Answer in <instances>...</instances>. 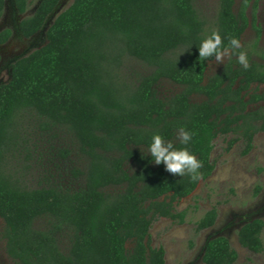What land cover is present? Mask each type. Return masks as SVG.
I'll use <instances>...</instances> for the list:
<instances>
[{"label":"trees","instance_id":"obj_1","mask_svg":"<svg viewBox=\"0 0 264 264\" xmlns=\"http://www.w3.org/2000/svg\"><path fill=\"white\" fill-rule=\"evenodd\" d=\"M13 1L23 15L33 0ZM60 1L40 0L20 21V35L36 36ZM259 1L218 0L211 21L193 0H73L46 29L43 46L11 64L9 80L0 84V220L14 264H165L164 249L151 246L150 228L158 218L184 221L174 205L212 175L214 140L232 134L228 148L242 141L246 156L264 133V63L253 57L261 38ZM3 9L0 0V17ZM248 26L253 50H237L247 54L248 69L231 56L206 78L215 57L199 58L200 41L216 31L222 46L231 37L241 42ZM10 37L9 29L0 32V45ZM129 61L149 72L127 74ZM164 80L181 90L161 98L157 87ZM194 96L202 100L192 102ZM181 127L193 133L187 145L180 143ZM31 132L70 138L58 157L66 160L73 151L82 159L84 170L71 171L81 185L26 184ZM154 134L194 154L200 178L151 162ZM217 215L216 208L207 211L195 231L212 227ZM39 219H48L49 227L35 228ZM263 229L261 219L245 223L239 244L262 253ZM62 232L69 234L66 252L59 247ZM237 258L221 236L206 242L202 262L235 264Z\"/></svg>","mask_w":264,"mask_h":264},{"label":"rangeland","instance_id":"obj_2","mask_svg":"<svg viewBox=\"0 0 264 264\" xmlns=\"http://www.w3.org/2000/svg\"><path fill=\"white\" fill-rule=\"evenodd\" d=\"M73 0H61L55 11L49 16L44 28L31 39H23L19 35L18 24L21 19L29 17L34 12L40 0H33L25 15H17L14 11L13 0H7L8 9L0 18V32L10 29V40L0 45V84L5 83L10 77V66L17 59L28 55L46 42L45 31L54 18L65 10ZM195 8L207 20H213L218 0H193ZM13 4V6H12ZM247 16L251 17V9ZM257 23L261 28V38L256 47L257 54L254 60L264 63L259 55H264V0H260L256 12ZM37 39V40H36ZM254 30L251 26L245 30L241 37V47L246 51L253 50ZM229 57H224L223 62L216 59L208 64L206 78L221 70ZM126 72L146 74L149 72L144 66L135 62L127 63ZM263 88H261L262 90ZM181 88L169 81H161L157 87L161 98L169 97L179 92ZM202 97H191L192 102H200ZM31 145L33 161L30 169L25 174L28 186L36 187L45 181L56 182L68 188L82 184L81 178L76 180L71 175L72 170H84V164L75 152L62 160L58 157V149L66 146L70 138L51 139V136L39 137L33 132ZM234 135H220L214 140L211 161L214 164L212 175L201 181L196 190L188 197L174 205L175 213H184V221H172L167 218L156 219L150 228L151 246L162 247L165 251V264H204L202 256L205 244L215 237H225L231 247L236 251L238 258L235 264H264V251L256 254L243 248L237 238V232L245 223L254 219L264 222V133H258L253 142V148L246 155H242L244 144L238 141L231 148L229 142ZM39 186V185H38ZM260 186V191L254 195L255 188ZM212 208L217 209L215 224L203 231L196 232V222ZM48 219H39L34 227L43 230L48 228ZM69 234L62 232L59 235V247L62 252L67 251ZM264 244V229L262 232ZM131 247V244H129ZM0 264H14L7 256L5 240L3 238V222L0 220Z\"/></svg>","mask_w":264,"mask_h":264},{"label":"clouds","instance_id":"obj_3","mask_svg":"<svg viewBox=\"0 0 264 264\" xmlns=\"http://www.w3.org/2000/svg\"><path fill=\"white\" fill-rule=\"evenodd\" d=\"M199 58L207 59L215 57L218 63L223 62L224 57L236 56L237 63L245 70L249 67L247 54L241 49V42L235 37L228 40L227 45L222 46V39L218 32L213 31L211 35L200 41L197 46ZM193 133L186 131L183 127L179 129L180 143L187 145L192 139ZM148 153L151 155L153 163L163 164L166 171L177 176L190 174L193 181L200 178L198 169L202 167L201 161L196 156L184 148H173L172 143H165L160 134H154L151 143L148 145Z\"/></svg>","mask_w":264,"mask_h":264},{"label":"flooded vegetation","instance_id":"obj_4","mask_svg":"<svg viewBox=\"0 0 264 264\" xmlns=\"http://www.w3.org/2000/svg\"><path fill=\"white\" fill-rule=\"evenodd\" d=\"M12 1V0H11ZM13 4H14V1H13ZM13 4H12V6H13ZM15 7V6H14ZM7 9H8V3H7V0H4V9H3V13L5 12V11H7ZM14 11H15V13L17 14V15H20V14H18V12H17V10L16 9H14ZM28 11V10H27ZM3 13H2V15H3ZM27 13V12H26ZM25 13V14H26ZM25 14H23V15H25ZM22 16V15H21ZM2 17V16H1ZM0 17V18H1ZM24 19V18H23ZM22 20V19H21ZM20 20V21H21ZM20 23V22H19ZM19 25V24H18ZM5 30V29H4ZM10 30V29H9ZM11 31V30H10ZM2 32V31H1ZM19 35H20V33H19ZM11 36H12V31H11ZM21 36V35H20ZM11 38V37H10ZM10 38L8 39V41L10 40ZM23 38V37H22ZM24 39V38H23ZM37 40V39H36ZM7 41V42H8ZM7 42H5L4 44H6ZM3 44V45H4ZM0 62H1V60H0Z\"/></svg>","mask_w":264,"mask_h":264},{"label":"water","instance_id":"obj_5","mask_svg":"<svg viewBox=\"0 0 264 264\" xmlns=\"http://www.w3.org/2000/svg\"><path fill=\"white\" fill-rule=\"evenodd\" d=\"M46 32V31H45Z\"/></svg>","mask_w":264,"mask_h":264}]
</instances>
